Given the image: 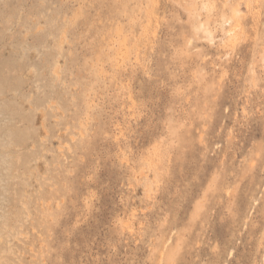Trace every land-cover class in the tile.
I'll list each match as a JSON object with an SVG mask.
<instances>
[{"label": "rangeland", "instance_id": "rangeland-1", "mask_svg": "<svg viewBox=\"0 0 264 264\" xmlns=\"http://www.w3.org/2000/svg\"><path fill=\"white\" fill-rule=\"evenodd\" d=\"M0 264H264V0H0Z\"/></svg>", "mask_w": 264, "mask_h": 264}]
</instances>
